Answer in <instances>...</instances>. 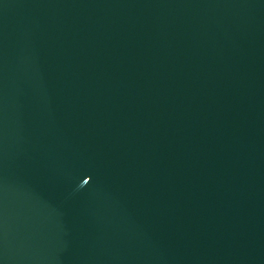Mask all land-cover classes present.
<instances>
[{"label":"water","instance_id":"obj_1","mask_svg":"<svg viewBox=\"0 0 264 264\" xmlns=\"http://www.w3.org/2000/svg\"><path fill=\"white\" fill-rule=\"evenodd\" d=\"M0 264H264V0H0Z\"/></svg>","mask_w":264,"mask_h":264}]
</instances>
